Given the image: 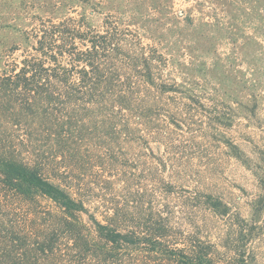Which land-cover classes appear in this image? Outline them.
Segmentation results:
<instances>
[{"label": "trees", "instance_id": "obj_1", "mask_svg": "<svg viewBox=\"0 0 264 264\" xmlns=\"http://www.w3.org/2000/svg\"><path fill=\"white\" fill-rule=\"evenodd\" d=\"M201 1L177 14L172 0H123L100 27L41 20L33 44L0 52V264H258L264 198L250 220L232 214L193 163L205 142L237 148L233 110L174 78L193 74L178 53L207 40ZM220 1L264 26V0ZM204 211L225 220L220 244L202 235Z\"/></svg>", "mask_w": 264, "mask_h": 264}, {"label": "rangeland", "instance_id": "obj_2", "mask_svg": "<svg viewBox=\"0 0 264 264\" xmlns=\"http://www.w3.org/2000/svg\"><path fill=\"white\" fill-rule=\"evenodd\" d=\"M196 1L172 0V3L176 13L180 14L181 11L187 13ZM122 2L98 0L100 6L94 9L78 0H0V52L6 53L17 46L25 49L33 44V41H27L28 33L38 27L41 20L59 21L77 12L85 14L92 25L100 27L105 16L118 14L116 12ZM201 2H204L202 14L205 17L196 12L195 20L204 18L210 23V27L204 29L207 40L202 43L196 33L194 37L200 44L189 46L186 51L189 56L181 51L178 53L183 57L177 59L190 64L188 73L192 70L193 74H187V77L191 80L179 69L174 78L181 84L186 81L201 84L217 101L233 110L234 125L226 130V135L237 148L230 152L222 142L213 146L205 142L207 156L193 163L202 166L200 179L205 190L227 203L232 214H240L248 221L253 202L264 198V35L259 32L261 29L264 31V26L262 24V28L257 30L261 27L259 20L249 21L220 0ZM230 11L236 17H231ZM184 26L187 30L192 29L187 23ZM193 33L187 34L190 39ZM20 53H16L15 57L19 58ZM213 87L219 92L211 91ZM195 91L201 92L198 87ZM152 145L156 154L163 153L162 146ZM203 214L202 235L220 244L227 231L225 220L213 219L207 211ZM258 227L259 234L251 247L258 264H264V212ZM221 250L226 252L223 247Z\"/></svg>", "mask_w": 264, "mask_h": 264}]
</instances>
